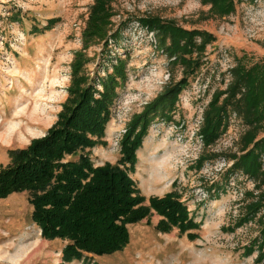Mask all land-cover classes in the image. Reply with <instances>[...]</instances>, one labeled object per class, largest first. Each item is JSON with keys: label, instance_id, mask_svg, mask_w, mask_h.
<instances>
[{"label": "rangeland", "instance_id": "1", "mask_svg": "<svg viewBox=\"0 0 264 264\" xmlns=\"http://www.w3.org/2000/svg\"><path fill=\"white\" fill-rule=\"evenodd\" d=\"M91 2L0 0V119H10L21 106L32 108L40 103L44 108V123L38 128L31 126L39 133H27L14 142L0 141V166L8 161L7 148L23 146L31 137L40 136L55 119L65 96L68 61L72 50L80 45L79 31ZM110 5V27L120 32L112 39L114 46H108L112 53L127 54V79L118 88L102 136L104 142L83 151L93 164L114 162L119 156L117 140L130 114L160 91L169 79L168 72L173 79L180 75L178 66L168 67L164 53L155 45L153 31L133 27L130 21L147 13L173 18L185 27L206 29L214 39L204 47V62L178 94L171 119L154 118L150 122L135 150L136 162L129 175L145 203L149 195L159 196L175 189L189 215L201 201L212 208H207L202 219L191 215L197 227L182 232L175 226L167 231L155 229L161 215L151 209L146 217L126 223L128 241L122 248L101 255L83 252L82 259L66 261L60 258L66 240L42 237L30 218L28 193L14 191L0 197V264H264V259L254 258L255 249L247 254L243 251L257 234L256 220L235 225L245 201L243 191L252 188V181L240 173L226 177L223 171L230 160L224 155L208 158L198 168L194 166V158L202 148L196 130L210 92L225 86L235 56L243 54L248 64L264 59V0H233V9L220 16H206L209 4L200 0H111ZM10 13L18 14V19H11ZM51 16L58 17L52 26L34 30ZM100 47L98 42L86 49L91 55L89 70L96 67ZM243 128L240 118L232 113L225 130L207 149L235 150ZM259 134H264V126ZM75 157L76 153L64 159ZM211 185H218L213 201L208 195ZM33 242L39 245L30 248ZM23 246L28 248L21 254Z\"/></svg>", "mask_w": 264, "mask_h": 264}, {"label": "trees", "instance_id": "2", "mask_svg": "<svg viewBox=\"0 0 264 264\" xmlns=\"http://www.w3.org/2000/svg\"><path fill=\"white\" fill-rule=\"evenodd\" d=\"M110 2L92 0L88 6L79 31L80 45L72 50L68 61L65 96L55 119L40 136L31 137L23 146L7 148L8 161L0 166V197L26 191L30 218L39 234L66 240L60 249V258L66 261L82 259L83 252L101 255L122 248L128 241L126 223L146 217L151 209L161 215L154 224L157 230L175 226L182 232L198 225L175 189L159 196L149 195L145 203L129 171L134 168L135 150L150 122L154 118L171 119L178 94L204 62V47L214 35L203 28L185 27L170 17L147 13L136 17L141 26L153 31L155 45L164 53L168 67L178 66L180 75L173 79L168 72L169 79L160 91L130 114L117 140V159L93 164L83 149L104 142L102 136L118 88L127 79V54L112 53L108 46L107 38L114 39L120 32L110 27ZM200 2L209 4L206 16H220L233 9V0ZM9 16L18 19V14ZM57 19L48 17L41 28H33H48ZM98 42L100 56L96 67L89 70L91 55L86 49ZM228 72L225 86L213 88L201 109L196 133L202 148L194 158V166L198 168L204 160L224 155L230 160L223 171L226 177L240 173L252 181V188L243 191L245 201L235 225L256 220L257 234L243 251L247 254L255 249L254 258L259 261L264 259V134H259L264 126V59L248 64L243 54L235 56ZM232 113L244 126L236 149L208 150L225 130ZM75 153V158L64 159ZM187 235L195 236L194 232Z\"/></svg>", "mask_w": 264, "mask_h": 264}, {"label": "bare ground", "instance_id": "3", "mask_svg": "<svg viewBox=\"0 0 264 264\" xmlns=\"http://www.w3.org/2000/svg\"><path fill=\"white\" fill-rule=\"evenodd\" d=\"M43 111H44V108L40 107V103H38L36 106L32 108L21 106V108L15 111V113L10 117V119L1 118L0 119V141L6 142V143L14 142L16 139H20L24 137L25 134L27 133H29L30 135H35L39 133V129L33 130L31 129V126H36V128H38L42 125V123H44ZM168 157L169 156H167V158ZM165 160L166 159L164 158L163 162H165ZM164 173L165 172H163V174ZM159 174L160 173H158V175ZM163 174L161 173L160 175L164 177ZM38 245H39L38 243L33 242V243H30L28 246H30V248L31 247L36 248ZM28 246L21 247L20 253L22 254L24 253V251H27Z\"/></svg>", "mask_w": 264, "mask_h": 264}, {"label": "crops", "instance_id": "4", "mask_svg": "<svg viewBox=\"0 0 264 264\" xmlns=\"http://www.w3.org/2000/svg\"><path fill=\"white\" fill-rule=\"evenodd\" d=\"M209 192L210 193H208V195L210 196V198H209L210 201H213V199L215 200L216 199L215 197H217V193H218V185H211ZM207 203L204 201L203 202L201 201L200 203H197L193 207V209L189 213L194 216V219H196V220H198L199 218L202 219L203 215L206 214V212H207V208H212L211 206L208 207ZM215 205H216L215 208H217L218 203H216ZM157 216L159 217V215H157Z\"/></svg>", "mask_w": 264, "mask_h": 264}, {"label": "built area", "instance_id": "5", "mask_svg": "<svg viewBox=\"0 0 264 264\" xmlns=\"http://www.w3.org/2000/svg\"><path fill=\"white\" fill-rule=\"evenodd\" d=\"M130 22H132L133 27H137L138 25L141 26L137 20H135V21H130ZM110 41H111V42H110ZM108 42H109V44H108L109 46H111V45L114 46V44H113V42H112V39H109Z\"/></svg>", "mask_w": 264, "mask_h": 264}]
</instances>
